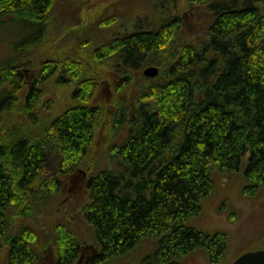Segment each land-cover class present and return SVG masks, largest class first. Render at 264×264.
Listing matches in <instances>:
<instances>
[{
  "label": "trees",
  "instance_id": "trees-1",
  "mask_svg": "<svg viewBox=\"0 0 264 264\" xmlns=\"http://www.w3.org/2000/svg\"><path fill=\"white\" fill-rule=\"evenodd\" d=\"M168 1V9L177 2L182 10L201 5L209 18L182 36L181 13L166 10L148 29L140 18L123 36L92 47V64L63 52L40 58V48L38 59H13L3 67L0 109L7 115L30 114L48 79L74 86V104L46 123L42 137L0 144V248L6 250V264H35L47 245L56 264L80 258L82 243L62 223L42 228L29 216L27 197L42 178L49 155L56 153L58 172L43 181L48 191L60 192L59 174L80 171L86 176L89 199L79 210L91 232L88 241L97 247L89 264L117 259L150 240L152 256L140 264H187L185 257L199 248L211 264L222 260L227 235L197 231L186 220L212 194L214 169L241 172L245 194L264 189V4ZM54 2L0 0V26L15 21L37 34L45 31ZM115 59L139 79L131 85L129 74L113 70L107 79L113 97L96 103L106 79L98 65ZM147 66H156L158 74L144 77ZM25 69L36 71L29 85ZM131 90L120 115L126 129L103 148L100 130L116 116L115 110L109 113L110 105L118 106V97ZM102 150L107 151L101 159L105 162L92 166L91 157Z\"/></svg>",
  "mask_w": 264,
  "mask_h": 264
},
{
  "label": "rangeland",
  "instance_id": "rangeland-1",
  "mask_svg": "<svg viewBox=\"0 0 264 264\" xmlns=\"http://www.w3.org/2000/svg\"><path fill=\"white\" fill-rule=\"evenodd\" d=\"M166 2L167 0H55L50 12L51 20L45 31L42 30L37 34L34 28L30 27L28 30L15 21L3 24L0 26V87L5 83V73L2 70L8 62L13 59L22 61L25 58L26 61H34L40 56V48L43 55L40 58L49 57L55 52H63L80 59L83 63L90 61L92 64L90 58L92 47L107 42L117 35L123 36L121 33L125 34L127 29H134V24L140 18L145 21H143L144 29H148L153 26L151 20L157 22L158 16H163L166 10L174 14L181 13L178 16L184 18L180 31L182 36L195 31L201 27V23H205V18L206 20L209 18L201 5L182 10L177 9L180 6L177 2L174 8L168 9ZM257 4L262 6L264 0L258 1ZM87 5L96 7L87 9L85 7ZM113 18L117 20L111 22ZM143 22H138V25ZM113 70H118L121 75L129 74L128 80L131 85H135L139 79L126 65H121L118 59L100 63L97 72L104 73L106 79L111 81ZM100 83H102L99 87L100 94L94 99L96 103L113 97L106 83L103 80ZM73 87V84L56 85L53 79H48L41 85L39 102L30 114L25 115L20 111L7 115L0 109V144L13 141L16 137L33 140L42 137L46 123L74 104L70 96ZM127 92L118 97V106L110 105L109 113L113 114L115 110L116 116L112 121H105L100 130L98 145L101 144L103 148L126 129V119L120 118V115L125 114L124 108L131 100L130 95L133 91ZM112 122L115 123L113 128ZM106 153V150H102L101 154H93L90 164L102 165L105 161L101 159L106 157ZM57 156L58 153L49 155L42 178L34 184V191L27 197L29 216L41 223L42 228L54 221L62 223L82 243V257L73 264H89L97 247L92 246L88 241L91 232L79 210L89 199L86 176L80 171L74 174H59L58 178L62 182L60 192L56 196L48 191L43 186V181L58 172H56ZM212 174L214 181L212 194L202 198L199 213L188 218L186 225L210 235L217 232H224L227 235V248L219 264H230L237 256L248 251L264 250V189L254 194H245L243 192L245 180L239 171L219 172L214 169ZM28 224L34 225L32 220H28ZM154 248L155 245L151 240L142 241L129 253L99 264H140L143 258L152 256ZM5 251L4 247L0 248V264H6ZM185 262L211 264L203 248L188 254ZM35 264H56L50 245L39 254V260Z\"/></svg>",
  "mask_w": 264,
  "mask_h": 264
},
{
  "label": "water",
  "instance_id": "water-1",
  "mask_svg": "<svg viewBox=\"0 0 264 264\" xmlns=\"http://www.w3.org/2000/svg\"><path fill=\"white\" fill-rule=\"evenodd\" d=\"M145 77H155L158 74L156 66H147L142 70ZM231 264H264V250H254L242 253Z\"/></svg>",
  "mask_w": 264,
  "mask_h": 264
},
{
  "label": "flooded vegetation",
  "instance_id": "flooded-vegetation-1",
  "mask_svg": "<svg viewBox=\"0 0 264 264\" xmlns=\"http://www.w3.org/2000/svg\"><path fill=\"white\" fill-rule=\"evenodd\" d=\"M27 69V68H26ZM24 70V72H25V83H26V85H29L30 84V82L32 81V79H33V77H34V75H35V73H36V71L35 70ZM103 82H105L106 83V85L108 86V91H110L109 89V87H110V82L107 80V79H104L103 80ZM100 84H102V83H100ZM80 257H82V253L80 254Z\"/></svg>",
  "mask_w": 264,
  "mask_h": 264
}]
</instances>
